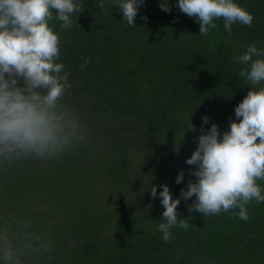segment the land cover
I'll use <instances>...</instances> for the list:
<instances>
[{
    "label": "trees",
    "instance_id": "trees-1",
    "mask_svg": "<svg viewBox=\"0 0 264 264\" xmlns=\"http://www.w3.org/2000/svg\"><path fill=\"white\" fill-rule=\"evenodd\" d=\"M235 2L253 21L233 24L231 35L222 19L200 35L177 0H143L134 26L114 0H103L102 9L83 0L70 29L53 22L71 85L61 104L77 117L83 139L52 158L0 170V229L10 225L51 244L26 264H264V202L249 204L243 221L238 209L203 216L188 210L195 196L181 199L177 218L189 228H173L168 243L157 231L160 185L179 198L195 180L185 160L197 137L213 123L227 131L249 90L234 57L250 43L264 49V0Z\"/></svg>",
    "mask_w": 264,
    "mask_h": 264
},
{
    "label": "clouds",
    "instance_id": "clouds-1",
    "mask_svg": "<svg viewBox=\"0 0 264 264\" xmlns=\"http://www.w3.org/2000/svg\"><path fill=\"white\" fill-rule=\"evenodd\" d=\"M97 3L100 9L105 7L103 0ZM114 3L123 21L134 26L143 0ZM176 6L199 23L203 36L217 27L213 22L217 19L224 21L229 35L233 24L251 27L253 21L252 14L235 0H177ZM83 9V0H0V170L6 171L22 159L52 158L83 139L77 117L61 104L71 85L64 64L58 62L61 40L53 23L59 21L61 29H70L72 17L77 18ZM161 9L170 10L162 5ZM234 59L242 66L239 76L250 85L234 109L236 119H229L223 133L213 123L197 137L196 148L185 160L195 166L189 171L195 180L188 181L179 198L173 199L169 187L160 185L158 195L164 211L157 231L165 243L173 238V228L187 230L190 226L185 218H177L181 199L195 196L188 210L203 216L238 209L235 214L243 221L250 218L249 204L264 202V185L260 183L264 182V49L250 43ZM202 121L207 124L208 117ZM183 179L180 170L175 182ZM149 192L155 198L157 186L151 185ZM50 251V242L39 235L10 225L0 229V264H26L33 255Z\"/></svg>",
    "mask_w": 264,
    "mask_h": 264
}]
</instances>
